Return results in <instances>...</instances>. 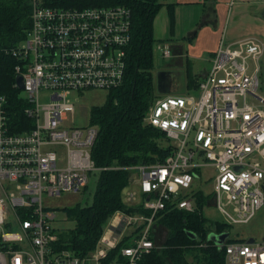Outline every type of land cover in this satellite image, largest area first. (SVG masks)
Returning a JSON list of instances; mask_svg holds the SVG:
<instances>
[{
	"label": "built area",
	"instance_id": "2783aa9c",
	"mask_svg": "<svg viewBox=\"0 0 264 264\" xmlns=\"http://www.w3.org/2000/svg\"><path fill=\"white\" fill-rule=\"evenodd\" d=\"M108 2L29 0L30 28L11 54L32 126L16 132L6 97L0 96V264H100L124 237L103 233L95 251L84 257L54 252L55 212L44 205L45 199L86 188L90 173L107 169L91 158L97 127L63 122L67 111L74 112L72 91L108 92L125 80L131 11ZM155 47L164 58L172 55L167 42ZM263 52L258 37L221 40L193 88L196 95L165 94L153 101L144 121L165 134L172 151L161 163L126 167L133 173L130 185L140 192L139 204L130 206L144 212L113 215L118 227H141L121 249L125 264H138L155 249L149 233L158 212L195 211L196 193L205 195L200 186L206 169L213 171L211 203L229 226L249 223L264 206V97L257 93ZM41 91L50 95L42 106ZM137 197L129 194L131 202ZM220 247L225 264H264V236Z\"/></svg>",
	"mask_w": 264,
	"mask_h": 264
},
{
	"label": "trees",
	"instance_id": "16d2710c",
	"mask_svg": "<svg viewBox=\"0 0 264 264\" xmlns=\"http://www.w3.org/2000/svg\"><path fill=\"white\" fill-rule=\"evenodd\" d=\"M108 4L124 5L131 11L132 41L127 53V70L121 86L108 90L106 101L92 107L89 122L97 127V139L91 149V158L100 171L95 194L89 206H73L67 210V220L74 222L69 230L57 229L58 241L53 251L66 250L84 257L95 251L104 228L116 212L136 214L140 207L124 204L122 191L130 185V170L138 164L161 163L171 151L168 138L154 127L144 123L149 105L156 99L152 78L153 47L159 43L153 35L154 18L165 6L173 22V4L170 0H108ZM29 0H0V96L7 100L9 125L16 132L32 126L25 113L28 103L16 88L15 66L18 61L11 54L26 37L30 28ZM197 79L187 80V88L196 87ZM211 203V195H195L193 212L168 208L154 216L150 240L155 244L156 227L168 233L161 249L142 256L138 264H225L224 247L208 237L229 233L228 224L209 223L203 208ZM141 227L124 236L100 264H125L121 249L132 243ZM241 241V240H240ZM239 241V242H240ZM238 242L229 236L225 243Z\"/></svg>",
	"mask_w": 264,
	"mask_h": 264
},
{
	"label": "crops",
	"instance_id": "0c3cea01",
	"mask_svg": "<svg viewBox=\"0 0 264 264\" xmlns=\"http://www.w3.org/2000/svg\"><path fill=\"white\" fill-rule=\"evenodd\" d=\"M170 3L174 6L173 22L165 6L153 20L155 40L167 42L172 49L170 70H165L173 79L170 87L173 92L168 94L179 93L185 66L191 72L195 61L202 62L203 74L210 68L221 40L233 43L254 36L264 41V0H170ZM192 77L188 74L187 80ZM178 82L181 85L176 88Z\"/></svg>",
	"mask_w": 264,
	"mask_h": 264
},
{
	"label": "rangeland",
	"instance_id": "374dc122",
	"mask_svg": "<svg viewBox=\"0 0 264 264\" xmlns=\"http://www.w3.org/2000/svg\"><path fill=\"white\" fill-rule=\"evenodd\" d=\"M153 64L154 68L152 71V78L154 79L153 83V89L154 92L156 93V98H164L165 95H160L157 92V78L156 74L159 71H164V70H170L169 69V62H171L170 58H164L162 57V53L160 50L156 49V47H153ZM260 72H259V86H258V95L264 97V52L263 55L260 59ZM252 65V64H251ZM202 62L195 61L192 67L191 72H188L187 66H185L183 70V75L185 79L182 81V86L179 89V93H173L172 95H182V96H187V95H196V91L193 89H187L186 84H187V76L188 74L196 75L195 78L197 80H200L203 75V71H200V68H202ZM207 71V70H206ZM181 85L180 82L176 83L175 86L176 88ZM169 88V87H168ZM178 90V89H177ZM193 90V91H192ZM172 91L171 89L169 92ZM168 92V93H169ZM173 92V91H172ZM21 97H26L25 92L19 91ZM108 93L103 90H90V91H81V92H76L72 91L69 96L68 100L73 106L74 112L73 114L70 111L66 112L67 119L64 121V126L65 127H73V128H82V127H87L90 125L89 118H90V111L92 107L94 106H100L102 105L106 99H107ZM50 102V95L48 92L41 91L39 93V104L40 106L46 105L47 103ZM153 103V102H152ZM149 105V109L146 112L145 117L149 113L151 109V105ZM144 121V120H143ZM145 124L146 121H144ZM212 170L206 169L203 171V176L205 181L202 182L200 189L205 193V195L210 196L212 191H213V180L210 178L212 175ZM135 175V174H134ZM98 176L99 172H92L88 176V183L86 188L82 187L78 192H70L68 191L67 193H61V195L55 196L52 199H45L44 205L47 208L53 209L55 212V218L51 222L52 226L57 229H63V230H69V228H72L74 225V222H71L70 220H67V210L70 207H73L75 205L83 207V206H89L92 203L93 197H94V192L96 190V185L98 182ZM133 173H129V179L132 181L134 178ZM210 178V180H209ZM130 181V182H131ZM122 199L124 204H139L140 198L139 194L140 192L138 191V188L136 186L132 185H127L125 189L122 191ZM131 193H137L138 197L135 201L131 202L129 200V194ZM203 216L208 219L209 223H220V224H225L226 220L223 218V215L221 212L216 208V206L212 203L209 205H206L203 210ZM109 227L112 228V230L109 229ZM134 230L133 227H126L125 229L123 226L117 225V221L114 220V217L112 216L111 219L109 220L108 224L104 228V232L108 237L114 236L116 234L117 236L119 234H123L126 236L127 234L131 233ZM13 231H18L17 226L13 227ZM229 237L233 240L240 241V240H247V239H255L256 241H260L262 237L264 236V206L256 212L254 215L253 219L247 223V224H239V225H233L230 227L228 230ZM214 233V232H211ZM156 234L155 236V244L156 247L161 249L162 244L167 237L168 233L166 230L162 227H156V230L154 232ZM211 235V234H210Z\"/></svg>",
	"mask_w": 264,
	"mask_h": 264
},
{
	"label": "water",
	"instance_id": "95a60500",
	"mask_svg": "<svg viewBox=\"0 0 264 264\" xmlns=\"http://www.w3.org/2000/svg\"><path fill=\"white\" fill-rule=\"evenodd\" d=\"M169 75H170L169 72L165 71V70L157 72L156 78H157V92H158V94H160V95L168 94L169 91L165 87H163V82H164V79L166 77H169ZM15 82H16V88L19 91H22L24 88V82L22 81V78L20 76H16ZM172 91H170L169 93H171ZM228 236H229V234L226 232L223 234L211 233V235H209L208 239L212 240L215 245L221 246L226 242V239L228 238ZM251 242H253L252 239L247 240V243H251Z\"/></svg>",
	"mask_w": 264,
	"mask_h": 264
},
{
	"label": "flooded vegetation",
	"instance_id": "af4514ba",
	"mask_svg": "<svg viewBox=\"0 0 264 264\" xmlns=\"http://www.w3.org/2000/svg\"><path fill=\"white\" fill-rule=\"evenodd\" d=\"M171 81L173 82V79H171V77H166L163 82V87H165L168 91L170 90V88L168 87L171 86Z\"/></svg>",
	"mask_w": 264,
	"mask_h": 264
}]
</instances>
